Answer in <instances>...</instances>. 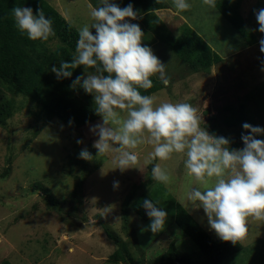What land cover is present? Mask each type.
I'll return each mask as SVG.
<instances>
[{"label":"rangeland","instance_id":"obj_1","mask_svg":"<svg viewBox=\"0 0 264 264\" xmlns=\"http://www.w3.org/2000/svg\"><path fill=\"white\" fill-rule=\"evenodd\" d=\"M45 1L77 31L90 21L88 4H100V0ZM163 1L167 8L157 10L156 14L171 35L178 36L183 25L189 26L217 52L221 61L209 72H193L165 45H149L166 64L170 78L169 85L154 93L156 103H191L201 116L202 127L227 137L230 148H242L241 134L249 131L242 128L245 122L227 126L223 120L232 109L236 115L243 104L246 115L252 116L247 123L264 127V105L259 106L255 97L257 88L264 83V53L259 44L264 33L258 31L254 14V10L264 8V0H231L255 38L252 45H247L219 11L209 9L203 0H190L191 8L181 13L175 10L173 0ZM131 22L140 25L137 19ZM90 31L95 34V29ZM57 45L56 39L48 44L51 49ZM87 73L92 72H85L83 78ZM153 76L158 78V74ZM248 94L252 98L247 99ZM262 97L264 103V91ZM3 98L12 100L14 112L0 127V172L7 166L11 169L9 176L0 180V262L171 264L157 258L174 244L181 260L172 264H202L199 250L176 226L173 213L176 204H181L213 239H219L210 229L203 208L187 200L191 187L210 186L214 178L207 185H200L186 174L183 154L174 153L168 160L153 161L170 171L172 183L165 185L153 180L152 164L143 163L152 150L147 144L134 150L138 155L136 168L115 169L114 154L97 155L93 146L99 137L90 128L102 123V118L74 130L55 118L47 122L38 119V107L0 81V102ZM78 140L82 142L78 144ZM83 148L92 154V160L79 157ZM114 181L119 182L118 186L114 187ZM77 182L81 183V190L73 197ZM141 192L168 213L164 228L157 233L147 229L150 219L141 221L130 210L127 226L122 228L124 201ZM104 226L119 239L118 243L107 237ZM238 241L242 250L222 264H264V221L249 217L248 232ZM121 244L127 247V261L111 262L110 255Z\"/></svg>","mask_w":264,"mask_h":264},{"label":"clouds","instance_id":"obj_2","mask_svg":"<svg viewBox=\"0 0 264 264\" xmlns=\"http://www.w3.org/2000/svg\"><path fill=\"white\" fill-rule=\"evenodd\" d=\"M203 2L209 9L216 8V0ZM173 4L178 13L191 8L190 0H173ZM88 8L90 21L78 31L75 55L50 70L60 80L71 77L78 66L94 69L84 78L77 76L71 86L82 87L93 96L94 111L102 118V123L90 128L99 137L93 145L97 155L113 153L115 169L123 171L136 168L135 149L151 145L143 163L152 164L153 180L170 185V171L153 161L183 154L188 176L202 186L214 178L210 186L191 187L187 192L189 203L203 208L210 229L220 240L236 243L244 238L249 217L264 221V139L256 138L264 136V127L243 123L242 128L249 130L241 134L243 147L230 148L227 137L201 126V116L191 103L157 104L155 94H141L139 89L153 86L150 77L154 74L164 86L170 83L166 64L141 43L144 33L138 23L131 22L141 14L132 3L120 7L113 0H100L98 6L89 3ZM12 14L15 27L28 39L47 41L55 36L52 17L42 8L34 13L31 7L18 6L13 7ZM254 14L258 31L264 33V8L254 10ZM259 44L264 53V37ZM79 157L93 158L87 148L81 149ZM118 184L114 181V187ZM142 207L150 218L147 229L161 231L168 215L165 209L149 198L143 200Z\"/></svg>","mask_w":264,"mask_h":264},{"label":"trees","instance_id":"obj_3","mask_svg":"<svg viewBox=\"0 0 264 264\" xmlns=\"http://www.w3.org/2000/svg\"><path fill=\"white\" fill-rule=\"evenodd\" d=\"M113 2L120 7L132 3L134 9L139 11L141 15L137 20H139V26L144 33L142 44L149 46L160 43L165 45L177 59L190 67L193 72H209L213 65L221 61L217 52L212 50L210 45L189 26L183 25L178 36L171 35L156 14L157 10L167 8L163 0H113ZM18 6L31 7L34 13L37 9L42 8L47 16L52 17L55 36H50L47 41H34L28 39L26 35H22L15 27L12 14L13 7ZM216 9L247 45L254 43L255 38L233 1L216 0ZM54 39L59 41V45L51 49L48 44ZM77 39L78 31L70 26L62 15L45 0H0V81L11 92L29 98L38 107V119L47 122L55 118L74 130L101 119L94 111L93 96L86 93L82 87L71 86L77 76L83 78L85 72H93L94 69L78 66L72 70L71 77L60 80H57L55 74L50 70L53 65L58 66L62 60L71 61L76 52ZM150 78L153 81V86L149 89H139L143 95H151L164 88L158 78L154 76ZM263 87L264 83L261 88H257L255 95L259 106L264 105ZM246 97L250 99L252 95L248 94ZM13 110L12 100L3 98L0 102V127L6 125L8 118L14 112ZM245 111V106L240 104L238 113L235 115L232 109L223 120L224 123L227 126H232L237 122H247L252 116L246 115ZM10 170V166L5 167L0 172V180L6 179ZM80 185V182L76 183L75 189L71 193L73 197L79 194ZM145 198L152 199L145 192H141L136 197L127 196L121 211L122 228L127 226L129 210L141 221L150 219L142 207ZM173 217L176 226L199 250L203 258L202 264H222L223 261L242 250L239 241L233 243L213 239L211 234L200 226L179 203L176 204ZM104 230L110 240L118 243L119 239L114 233L106 226H104ZM118 246L119 248L110 255L109 260L114 263L126 262L127 247L125 244ZM157 259L167 261V263L171 262V264L175 260H181L174 244H171L167 252ZM0 264L11 263L3 260Z\"/></svg>","mask_w":264,"mask_h":264},{"label":"crops","instance_id":"obj_4","mask_svg":"<svg viewBox=\"0 0 264 264\" xmlns=\"http://www.w3.org/2000/svg\"><path fill=\"white\" fill-rule=\"evenodd\" d=\"M207 230V229H206Z\"/></svg>","mask_w":264,"mask_h":264}]
</instances>
